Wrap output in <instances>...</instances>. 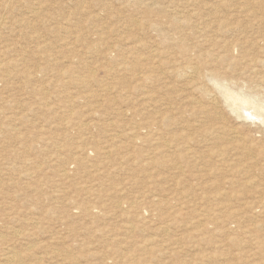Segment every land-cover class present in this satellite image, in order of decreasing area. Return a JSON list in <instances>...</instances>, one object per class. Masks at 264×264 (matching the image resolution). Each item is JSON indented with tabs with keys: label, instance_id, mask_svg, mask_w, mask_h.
I'll return each mask as SVG.
<instances>
[{
	"label": "rangeland",
	"instance_id": "rangeland-1",
	"mask_svg": "<svg viewBox=\"0 0 264 264\" xmlns=\"http://www.w3.org/2000/svg\"><path fill=\"white\" fill-rule=\"evenodd\" d=\"M263 138L264 0H0V234L28 262L264 264Z\"/></svg>",
	"mask_w": 264,
	"mask_h": 264
},
{
	"label": "bare ground",
	"instance_id": "bare-ground-1",
	"mask_svg": "<svg viewBox=\"0 0 264 264\" xmlns=\"http://www.w3.org/2000/svg\"><path fill=\"white\" fill-rule=\"evenodd\" d=\"M155 2V1H154ZM218 2V1H217ZM193 3H194V1H193ZM174 5V4H173ZM180 5V4H179ZM216 4H214V6H215ZM220 5V4H219ZM219 5H217L218 7H219ZM222 5V4H221ZM178 6V5H177ZM181 6V5H180ZM187 6V5H186ZM193 6V5H192ZM210 7V6H209ZM176 8H178V7H175V9ZM214 8V7H213ZM226 8V7H225ZM170 9H172V10H174L173 8H170ZM179 9V8H178ZM185 9V8H184ZM193 9H195V8H193ZM214 9H216V8H214ZM242 9V8H241ZM171 10V11H172ZM185 10H188L187 8L185 9ZM209 10V9H208ZM211 10H213L212 8H211ZM180 11V10H179ZM179 11H178V13H179ZM190 11V10H189ZM199 11V10H198ZM216 11H218V10H216ZM239 11V10H238ZM241 11V10H240ZM173 12V11H172ZM184 12V11H183ZM182 12V13H183ZM191 12V11H190ZM193 12V11H192ZM196 12H197V10H196ZM212 12V11H211ZM236 12V11H235ZM171 13V12H170ZM169 13V14H170ZM188 13V12H187ZM186 13V14H187ZM195 13V12H194ZM200 13V12H199ZM215 13V12H214ZM172 14V13H171ZM175 14H177V13H175ZM174 14V15H175ZM186 14H184V15H186ZM190 14V13H189ZM193 14V13H192ZM210 14H212V13H210ZM228 14H230V13H228ZM233 14H235V13H233ZM173 15V14H172ZM205 15H207V14H205ZM209 15V14H208ZM194 16V15H193ZM234 16V15H233ZM236 16H237V13H236ZM177 17V16H176ZM187 17V16H186ZM192 17V16H191ZM196 18V17H195ZM204 18V17H203ZM212 19V18H211ZM217 19H218V17H217ZM219 19H220V17H219ZM218 19V20H219ZM224 19H226V18H224ZM187 20V19H186ZM197 20V19H196ZM192 22H194L193 20H191ZM199 21H201V20H199ZM204 21V20H203ZM216 21V20H215ZM190 22V21H189ZM196 22V21H195ZM207 22V21H206ZM223 22V21H222ZM210 23V22H209ZM183 24H184V21H183ZM190 24V23H189ZM196 24H197V22H196ZM199 24V23H198ZM226 24V23H225ZM185 25V24H184ZM193 25H195V24H193ZM221 25V24H220ZM236 25V24H235ZM234 25V26H235ZM238 25V24H237ZM188 26V25H187ZM199 26V25H198ZM205 27V26H204ZM207 27V26H206ZM213 27H214V25H213ZM216 27V26H215ZM196 28V27H195ZM199 28V27H198ZM222 28V27H221ZM203 29V28H202ZM193 30V29H192ZM192 30H191V32H192ZM200 30V29H199ZM218 30V29H217ZM194 32L193 33H195V29L193 30ZM197 31V30H196ZM204 31V30H203ZM211 32H212V30H210ZM219 32H220V30H219ZM200 33V32H199ZM204 33V32H203ZM210 33V32H209ZM213 33V32H212ZM192 34V33H191ZM196 34V33H195ZM194 35V34H193ZM201 35H202V33H201ZM207 35V34H206ZM217 36V35H216ZM215 36V37H216ZM167 37V36H166ZM203 37H204V39H205V37L206 36H204L203 35ZM213 37V36H212ZM218 38V37H217ZM165 39V38H164ZM167 40V39H166ZM206 40V39H205ZM208 40V39H207ZM218 40V39H217ZM209 41V40H208ZM211 41V40H210ZM212 42V41H211ZM158 57V56H157ZM155 58V57H154ZM153 58V59H154ZM190 60V59H189ZM189 62V61H188ZM185 63V62H184ZM187 63V62H186ZM193 63V62H192ZM197 63V62H196ZM159 64V63H158ZM157 64V65H158ZM160 64H161V62H160ZM188 64V63H187ZM186 64V65H187ZM190 64H191V61H190ZM189 64V65H190ZM195 64V63H194ZM183 65V64H182ZM188 65V67H187V69L186 68H184L185 66L183 65V67L180 65V67H178L180 70L178 71V72H180V73H182V74H186V75H188V73L190 74V76H196V77H199V69L198 68H195L193 65H190L189 66ZM197 65V64H196ZM199 65V64H198ZM164 67V66H163ZM176 67V66H175ZM177 68V67H176ZM176 70V69H175ZM251 74V73H250ZM210 79H212V80H214L217 84H218V86H220V87H223V88H226L227 90H228V88H230L229 87V83L226 81V79H224V78H220L219 76H217V75H214V74H211V75H209L208 76ZM191 82V81H190ZM193 83V82H192ZM198 87H200L199 85H197ZM258 92V91H257ZM256 92V93H257ZM202 94H204V95H206L207 93L206 92H203ZM233 94V93H232ZM236 95V94H235ZM234 95V96H235ZM207 96V95H206ZM236 96H238V95H236ZM214 97V96H213ZM236 98V97H235ZM237 98H239V97H237ZM218 100V99H217ZM216 100V101H217ZM243 100V99H242ZM210 101V100H209ZM215 101V102H216ZM245 101H247V100H245ZM213 102V101H212ZM209 103V102H208ZM214 103V102H213ZM62 108V107H61ZM210 108V107H209ZM215 107L213 106V109H214ZM218 109V108H217ZM202 110V109H201ZM205 110V109H204ZM207 110H210V109H207ZM217 111V110H216ZM203 113V112H202ZM207 113V112H206ZM211 113V112H210ZM244 113V112H243ZM205 114V113H204ZM203 114V115H204ZM214 115L216 114L215 112L213 113ZM248 116H250V115H248ZM215 117H216V115H215ZM242 117V116H241ZM219 118V117H218ZM111 124V123H110ZM8 128V127H7ZM6 128V129H7ZM13 129H11L10 128V131H12ZM232 130V129H231ZM234 130V129H233ZM7 131V130H6ZM9 131V130H8ZM15 131H13V133H14ZM230 132V131H229ZM233 132V131H232ZM11 133V132H10ZM237 133V132H236ZM233 134V133H232ZM231 134V135H232ZM235 134V133H234ZM229 135H230V133H229ZM237 135V134H236ZM14 136V135H13ZM232 137V136H231ZM232 138H234V137H232ZM236 138V137H235ZM264 139V138H263ZM138 142V141H137ZM256 147V146H255ZM106 155H112L113 153H114V150H113V148L111 147V148H108L107 150H106ZM4 156V155H3ZM2 157V156H1ZM32 160V159H31ZM30 162V161H29ZM32 162V161H31ZM30 162V163H31ZM33 164H35L34 163V161H33ZM30 165V164H29ZM30 172H31V170H29ZM33 174V173H32ZM8 175V174H7ZM28 175V174H27ZM30 176H31V174H29ZM5 177V176H4ZM26 177V176H25ZM28 177V176H27ZM11 178V177H10ZM6 185V184H5ZM226 195H228V194H226ZM229 196V195H228ZM222 197H224V196H222ZM73 205L74 206H77V204L75 203H73ZM121 206V205H120ZM78 207V206H77ZM128 207V206H127ZM94 208H95V206H91V205H85V206H82V213H86V214H88V215H90V214H92V213H94V211L96 210H94ZM9 211H6V212H4L3 214H2V216L3 215H6V213H8V218L7 219H9L12 223H15V222H17L18 221V219H20V218H18L17 219V217L16 216H12V213H13V211H14V206H10L9 208ZM124 209V208H123ZM100 210V209H99ZM105 210V209H104ZM103 210V211H104ZM102 211V210H101ZM14 213H16V211L14 212ZM107 213V212H106ZM87 215V216H88ZM100 215V214H99ZM97 216V215H96ZM29 218V217H28ZM33 220V219H32ZM3 221V220H2ZM36 222V221H35ZM37 223V222H36ZM34 224V223H33ZM30 225V224H29ZM8 227H11V230H10V232L9 233H7L8 235H5V234H0V246H1V248L4 250V252L2 253V257H1V262H0V264H32L31 262H28V261H30L31 260V258L34 256V247H28L27 249H25L24 251H18V250H15L14 249V246H13V248L11 249V247H10V243H11V241H15V242H13V243H16V241H17V243H18V240L21 238V237H23V238H25L24 240H26V237L27 238H29L30 236L32 237L33 235L31 234H29V232L27 233V235L23 232V229L21 230L20 228H18L15 224L13 225V226H8ZM8 229V228H7ZM29 234V235H28ZM28 240V239H27ZM31 240H32V238H31ZM234 241V243H236V241L235 240H233ZM21 242V241H20ZM27 242V241H26ZM29 242V241H28ZM28 244V243H27ZM30 244V243H29ZM15 245V244H14ZM31 245V244H30ZM3 246V247H2ZM15 246H17V244L15 245ZM20 248V247H19ZM24 248H26V247H24ZM1 249V250H2ZM22 249H23V247H22Z\"/></svg>",
	"mask_w": 264,
	"mask_h": 264
}]
</instances>
